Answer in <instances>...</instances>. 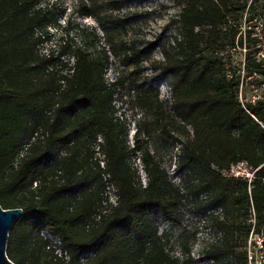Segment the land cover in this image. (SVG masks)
<instances>
[{
	"label": "trees",
	"instance_id": "1",
	"mask_svg": "<svg viewBox=\"0 0 264 264\" xmlns=\"http://www.w3.org/2000/svg\"><path fill=\"white\" fill-rule=\"evenodd\" d=\"M73 1L102 37L77 27L70 64L40 54L49 41L38 35L49 24L40 0H0V206L23 210L9 231L8 259L193 264L183 224L189 214L206 220L216 237L203 248L207 264H250L249 236H264V98L239 101L241 65L230 54L243 48L245 14H263L264 0H169L176 13L153 40L141 36L142 10L134 7L148 0ZM246 44L245 78L264 77L258 41L247 35ZM59 49L62 57L67 48ZM156 51L161 60L153 59ZM147 64L167 85L168 99L142 76ZM108 66H116L111 82L104 79ZM132 88L141 116L129 148L115 103ZM141 132L177 148L178 183L140 148ZM136 155L144 187L131 163ZM240 162L255 171L250 184L223 175ZM165 225L180 231L181 258L160 231Z\"/></svg>",
	"mask_w": 264,
	"mask_h": 264
},
{
	"label": "rangeland",
	"instance_id": "2",
	"mask_svg": "<svg viewBox=\"0 0 264 264\" xmlns=\"http://www.w3.org/2000/svg\"><path fill=\"white\" fill-rule=\"evenodd\" d=\"M134 7L142 10L140 15V20L137 25L140 24L142 27L141 36L145 37L147 40H153L159 36L162 29L166 26L167 20L175 15L176 11L169 0H148L147 2L140 3L139 1L134 2ZM45 13H47V19L49 24L42 30L38 31L39 36L49 37V41L40 47V54L48 55L53 53V58H60L62 62H70L72 64L71 52L74 47L80 44V38L78 37L77 27L83 26L87 28L89 32L95 30L98 38L102 37V32L97 27L96 22L90 17H80L78 10L76 9V3L73 0H40L39 7ZM166 34L164 33L163 37ZM133 37V35H132ZM62 45L67 49L63 51L62 57H59L61 50L59 46ZM100 48L105 46L102 42L99 44ZM100 48L96 47L90 49L91 53H97ZM107 51V47H105ZM109 53H107L108 55ZM110 55V54H109ZM233 61L236 67H239L242 63V52L231 51ZM112 59V57L110 56ZM154 60H161V55L158 51L154 53ZM116 66H108L104 79L106 82H111L114 79L115 73L114 69ZM145 79H148V83H155L159 86L160 99L165 100L170 97V91L164 81L159 82L160 75L155 72L151 65H145V70L142 75ZM162 84V85H161ZM161 85V86H160ZM248 95V92H246ZM136 97V91L134 88L130 89V92L126 98H123L124 103L121 101L120 94L116 97L115 109L117 111V116L122 122H124L125 129L128 131L126 141L129 148H132L134 143V133L135 124L140 120V111L134 103ZM123 104V105H122ZM140 148L146 152L150 157L156 158L160 163H162L163 168H165L172 177L175 183H178V177L174 174V169L177 162V148L164 147L159 144L155 135L151 137H146L143 132L138 136ZM138 155L131 159V163L139 176V181L144 187L147 183L146 175L143 172L142 164L139 161ZM109 199L114 204L116 198L113 195V191H109ZM192 199H188L185 203L186 209L191 208ZM188 214V213H187ZM184 226L187 228L190 238V256L193 260V264H207L202 256V251L205 246L215 240L214 233L210 230L208 222L204 219L195 218L192 215L184 216ZM161 233H165L169 236L171 243L175 245L174 255L178 258L182 256V250L178 246V236L180 231L173 230L168 226L160 227ZM44 234V233H43ZM195 234V239L192 238ZM44 238L50 242L52 245L54 238L44 234ZM54 246V245H53ZM51 249L53 247L51 246ZM55 253H58L55 251ZM60 256V254L58 253ZM260 256L264 257L263 253H257L258 260Z\"/></svg>",
	"mask_w": 264,
	"mask_h": 264
},
{
	"label": "built area",
	"instance_id": "3",
	"mask_svg": "<svg viewBox=\"0 0 264 264\" xmlns=\"http://www.w3.org/2000/svg\"><path fill=\"white\" fill-rule=\"evenodd\" d=\"M239 37L241 36L243 41V48L239 51L242 52L243 56L246 52V36L250 35L252 38L258 41V48L261 51L255 56L258 62L264 60V13L261 15L254 16L252 18L248 17L245 14L241 24L238 27ZM241 76V82L239 85L238 99L241 103L251 102L255 103L258 100L264 98V77H261L257 74H253L251 77L245 78V64L242 59L241 70L239 72ZM253 80H256L255 82ZM248 92V95L246 94ZM255 171H252L251 168L245 162H240L235 165H232L229 171L224 172L225 177L239 178L246 180L250 184L254 179ZM248 260L250 264H264V257L260 256V259L257 258V253L264 252V236L262 234H250L248 239ZM60 255L62 252L56 250Z\"/></svg>",
	"mask_w": 264,
	"mask_h": 264
},
{
	"label": "water",
	"instance_id": "4",
	"mask_svg": "<svg viewBox=\"0 0 264 264\" xmlns=\"http://www.w3.org/2000/svg\"><path fill=\"white\" fill-rule=\"evenodd\" d=\"M22 215V209L4 210L0 206V264H13L6 255L9 231Z\"/></svg>",
	"mask_w": 264,
	"mask_h": 264
}]
</instances>
